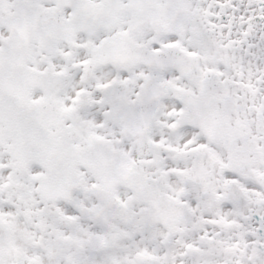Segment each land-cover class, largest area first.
I'll use <instances>...</instances> for the list:
<instances>
[{
  "label": "snow or ice",
  "instance_id": "snow-or-ice-1",
  "mask_svg": "<svg viewBox=\"0 0 264 264\" xmlns=\"http://www.w3.org/2000/svg\"><path fill=\"white\" fill-rule=\"evenodd\" d=\"M0 264H264V0H0Z\"/></svg>",
  "mask_w": 264,
  "mask_h": 264
}]
</instances>
